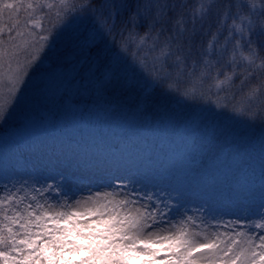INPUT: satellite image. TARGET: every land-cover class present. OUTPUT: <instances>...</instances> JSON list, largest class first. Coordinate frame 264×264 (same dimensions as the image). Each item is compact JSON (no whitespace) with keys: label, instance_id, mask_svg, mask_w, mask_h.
<instances>
[{"label":"snow or ice","instance_id":"6c2138e0","mask_svg":"<svg viewBox=\"0 0 264 264\" xmlns=\"http://www.w3.org/2000/svg\"><path fill=\"white\" fill-rule=\"evenodd\" d=\"M64 41L84 63L73 80L87 79L113 111L183 109L207 96L218 111L186 124L231 113L259 132L238 161L264 149V0H0V89L12 97L0 103V124L40 53ZM95 157L81 147L63 168L4 169L0 264H264V176L251 195L236 180L224 199L206 191L192 204L189 188L150 179L126 157Z\"/></svg>","mask_w":264,"mask_h":264},{"label":"trees","instance_id":"16d2710c","mask_svg":"<svg viewBox=\"0 0 264 264\" xmlns=\"http://www.w3.org/2000/svg\"><path fill=\"white\" fill-rule=\"evenodd\" d=\"M47 55L50 56L51 67L74 65L77 73L84 67L82 61L77 63V53L68 41L59 43ZM83 75L86 77L87 72ZM80 84L85 86V93L75 95L73 101L82 106L81 109L66 107L65 100L57 101L54 110H49L53 116V128L50 131L38 138L31 137L26 141L12 139L0 144V179L3 178L5 168L13 170L18 177L39 174L38 166L23 153L24 143L45 151L64 140L82 143L88 151H93L94 148L121 149L124 143H131L135 148L143 150L141 154L135 152L134 164L150 179L159 181L169 175V182L176 186L189 188L192 193L213 192L218 199L222 191L228 194L230 191L234 192L237 188L235 181L239 180L241 185L247 173L251 172L257 178L264 176V158L259 146L243 154L246 163L238 161L242 153L238 155L237 150L253 134L259 135L256 128L242 127L238 118H228L232 116L231 113H226L228 117H223L222 120L209 117L203 123H185L193 112H203L204 116H209L210 112L218 111L215 105L208 103L209 97L195 102L182 100L187 105L183 109L165 105L152 108L142 115L127 116L113 111L98 99L99 93L93 91V86L87 79ZM211 99L216 103L223 102L215 96ZM120 102L132 108L135 99L124 96ZM158 103L161 101L158 100ZM9 127V121L0 124V133L9 130ZM173 151L182 152L175 163L168 160ZM190 160L193 165L183 174L181 166ZM53 167L56 165L53 164L48 170Z\"/></svg>","mask_w":264,"mask_h":264},{"label":"rangeland","instance_id":"374dc122","mask_svg":"<svg viewBox=\"0 0 264 264\" xmlns=\"http://www.w3.org/2000/svg\"><path fill=\"white\" fill-rule=\"evenodd\" d=\"M48 49L40 53L41 61L38 62L36 67L32 69L30 73V81L27 89L23 96L20 98V103L15 107L12 115L8 121L11 124L9 130L0 133V144L6 141H12V139H19L20 141H26L31 137H40L46 134L53 128V120L51 119L52 113L49 112L54 110V104L57 101L65 100L66 107L72 108L73 110H79L82 106L77 105L73 101V97L77 94L84 95L85 86L80 84L81 80H73V77L77 74L74 65L67 67L57 66L51 67L50 56L47 55ZM23 59V57H22ZM51 72L46 70H51ZM34 73V74H33ZM64 98V99H63ZM12 102L7 86L0 89V103L5 105ZM111 113V110H110ZM112 116V115H111ZM18 122V124H16ZM85 148L82 143H75L69 140L60 141L53 148L48 150H41L40 148L34 147L32 144L22 145L23 153L28 156L37 166L39 173L44 172L45 168L49 169L53 164L63 168L66 166L67 161L64 155L68 154L70 150L75 148ZM97 151H103L110 154L112 157L120 158L126 157L130 162L134 164L135 152L142 153L141 148L137 149L133 144L124 143L121 149H96L89 151L92 154V158L95 159ZM264 158V149H262ZM149 154V152L147 151ZM182 155V152L173 151L170 153L168 160L171 163L177 162ZM59 157V160H57ZM150 163V162H149ZM135 165V164H134ZM193 165L192 160L183 163L182 173ZM169 175L161 178L159 181H169ZM261 178H257L251 172L247 173L242 179L241 187L245 194L251 195L253 190L259 187L258 181ZM155 180V179H153ZM157 181V180H155ZM213 179L209 181L212 184ZM161 187H167L166 183H161ZM200 193L191 192V203L199 204L203 197L199 196ZM228 193L222 191L220 199L227 197ZM258 196L259 193L257 192Z\"/></svg>","mask_w":264,"mask_h":264}]
</instances>
